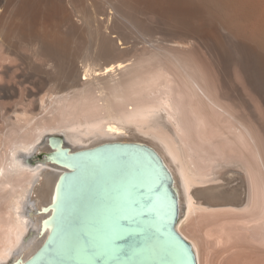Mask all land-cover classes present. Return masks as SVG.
Masks as SVG:
<instances>
[{
	"label": "bare ground",
	"instance_id": "6f19581e",
	"mask_svg": "<svg viewBox=\"0 0 264 264\" xmlns=\"http://www.w3.org/2000/svg\"><path fill=\"white\" fill-rule=\"evenodd\" d=\"M2 59L26 71L36 112L13 109L0 132V264L50 231L59 136L69 153L150 147L197 264H264V0H0Z\"/></svg>",
	"mask_w": 264,
	"mask_h": 264
},
{
	"label": "water",
	"instance_id": "95a60500",
	"mask_svg": "<svg viewBox=\"0 0 264 264\" xmlns=\"http://www.w3.org/2000/svg\"><path fill=\"white\" fill-rule=\"evenodd\" d=\"M46 158L64 166L50 231L25 261L13 264H197L177 233L178 202L158 154L138 143H108L68 152L61 140Z\"/></svg>",
	"mask_w": 264,
	"mask_h": 264
},
{
	"label": "rangeland",
	"instance_id": "374dc122",
	"mask_svg": "<svg viewBox=\"0 0 264 264\" xmlns=\"http://www.w3.org/2000/svg\"><path fill=\"white\" fill-rule=\"evenodd\" d=\"M209 5L211 6V4L209 3ZM215 16V19L217 20L218 19V16H216V15H214ZM2 58V57H1ZM4 62V63H3ZM16 62V61H15ZM13 62L12 63V61H10L9 62V60H7V64L5 63V61L2 59L1 60V62H0V64H3V65H10V68L8 69V72H4V73H6V75L5 74H2V75H0L2 78H1V81H0V86H2V85H8V86H12L13 84L16 86V90L15 91H11V92H9L8 93V95L10 96V97H8V96H6V94L7 93H4V92H1L0 93V95H1V98H0V132H4L5 131V123H9L10 121H11V118H10V116H13V109H18V108H20L21 109V111L23 110V109H25V110H28L29 112H31V113H34V112H36V111H33L32 110V108L34 107L33 105H30V97H29V95H28V92H26V90L25 89H29L31 86L29 85V82H31V81H29V80H27V81H25L26 79L24 78V75H22L23 73L25 74L26 73V71L24 72V70H23V67L21 68L17 63L18 62ZM212 62V61H211ZM208 63L207 65H206V67H207V69H208V72L210 73L209 75H210V77H211V79L212 80H214V78L216 77L217 79H218V77H217V75H219L220 74V69H219V73H216L217 72V68H215L216 67V65L215 64H213V62L212 63ZM212 64V65H211ZM213 66H215V67H213ZM221 66V65H220ZM16 67H20L19 69H22V70H19V69H17ZM212 68V69H211ZM220 68H223L222 66L220 67ZM1 69H2V67H0V72H1ZM11 69V70H10ZM215 69V70H214ZM217 69V70H216ZM213 70L214 71H216L214 74L216 75H214L213 74ZM2 71H7V70H4V69H2ZM22 71V73H20ZM212 71V72H211ZM16 72V73H15ZM17 74V75H16ZM213 74V75H212ZM14 75H16V76H14ZM21 75V76H20ZM212 75V76H211ZM23 76V77H22ZM220 77H221V75H220ZM219 77V78H220ZM15 78V79H14ZM215 78V79H216ZM17 79H18V81H17ZM20 79V80H19ZM24 79V80H23ZM16 80V81H15ZM229 81V82H228ZM19 82H21V85H18V83ZM28 83V84H27ZM225 84H227L226 86H225V90L227 89L228 90V92H229V94H233V83H232V81H231V79L230 80H227L226 82H224ZM230 83V84H229ZM24 84V85H23ZM229 85H231V86H229ZM27 87V88H26ZM229 87H230V89H229ZM23 88V90H21ZM30 89H32V87L30 88ZM226 90V91H227ZM23 91H25V92H23ZM12 93V94H11ZM26 94V95H25ZM3 95V96H2ZM29 98H28V97ZM4 97V98H3ZM27 99H26V98ZM28 100V101H27ZM21 101H26V105L24 104V102H22L21 103ZM29 104H28V103ZM3 104V105H2ZM24 104V105H23ZM28 104V105H27ZM31 106V107H30ZM33 106V107H32ZM14 107V108H13ZM3 109V110H2ZM19 109V110H20ZM31 110V111H30ZM11 111V112H10ZM33 111V112H32ZM11 113V114H10ZM3 114H4V116H3ZM8 115H10V116H8ZM262 116V115H261ZM263 118H264V116H262ZM262 117H260L259 118V126H260V129H259V134H260V137H261V139L264 141V120H263V118ZM6 120H5V119ZM10 118V119H9ZM262 121V122H261ZM262 124V125H261ZM59 138L60 139H62L63 141H64V139L63 138H61V136H59ZM45 154H42V155H40V157H38L39 159L38 160H40V161H42V160H44V158H45ZM54 173H57V171H55Z\"/></svg>",
	"mask_w": 264,
	"mask_h": 264
}]
</instances>
